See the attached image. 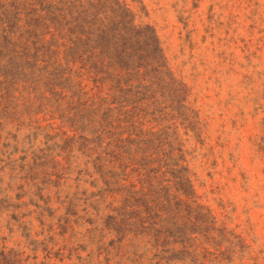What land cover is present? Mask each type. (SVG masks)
<instances>
[{"label": "rangeland", "instance_id": "374dc122", "mask_svg": "<svg viewBox=\"0 0 264 264\" xmlns=\"http://www.w3.org/2000/svg\"><path fill=\"white\" fill-rule=\"evenodd\" d=\"M23 1L0 62L28 53L42 76L63 56L55 17L96 0ZM119 1L154 28L170 73L129 82L138 163L110 180L138 193L110 191L49 126L41 90L0 71V264H264V0Z\"/></svg>", "mask_w": 264, "mask_h": 264}, {"label": "trees", "instance_id": "16d2710c", "mask_svg": "<svg viewBox=\"0 0 264 264\" xmlns=\"http://www.w3.org/2000/svg\"><path fill=\"white\" fill-rule=\"evenodd\" d=\"M25 9L23 0H0V50L17 46V22ZM33 16L27 25L39 19ZM55 18L65 26L66 40L57 45L63 51L61 58L51 51L53 61L40 68L42 76H34L33 71L27 72L35 64L29 63L30 55L19 61L13 49L0 62V71L13 82L29 78L35 85L32 89L41 90L39 96L47 112L59 120L58 127L49 126L64 135L65 143L80 142L83 155L110 191L137 194L135 182H120H126V169L138 163L139 152L134 138L137 101L130 105L127 94L131 81L139 82L136 87L146 88L143 82L153 85L170 76L156 32L149 24L135 23L132 10L119 0L90 1ZM49 43L45 45L52 49L55 43ZM84 69L93 75V88L86 89L80 81ZM182 169L186 171L184 166ZM118 174L125 178L110 180Z\"/></svg>", "mask_w": 264, "mask_h": 264}]
</instances>
